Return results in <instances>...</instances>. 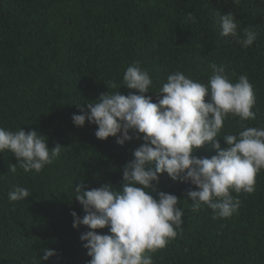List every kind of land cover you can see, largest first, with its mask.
<instances>
[{
  "label": "trees",
  "instance_id": "obj_1",
  "mask_svg": "<svg viewBox=\"0 0 264 264\" xmlns=\"http://www.w3.org/2000/svg\"><path fill=\"white\" fill-rule=\"evenodd\" d=\"M229 11L240 30L251 27L256 33L251 47L220 35L219 16ZM134 62L153 80L152 92L145 94L153 102L154 92L175 71L201 83L211 75V62L222 65L233 83L246 74L256 119L244 124L264 126V0H0V127L36 130L49 148L63 146L40 172H25L10 151L0 153V264L91 259L80 240L89 229L73 227L71 212L85 215L74 187L83 180L88 189L105 183L119 188L124 165L144 141L143 134L123 146L115 137L101 140L97 125L86 120L77 127L72 116L81 114L76 104L86 109L108 90L137 91L122 85ZM113 81L121 88H111ZM240 130L239 117L229 115L221 134ZM218 139L226 147L223 137ZM215 154L210 144L193 153ZM16 163L12 173L9 165ZM14 186L31 195L10 201ZM189 189L196 186L160 175L157 191L180 197L185 215L182 234L152 254L153 264H264V169L253 193H232L241 204L227 219L213 220L206 206L193 211ZM96 231L110 234L107 227ZM45 248L57 254L40 262Z\"/></svg>",
  "mask_w": 264,
  "mask_h": 264
},
{
  "label": "clouds",
  "instance_id": "obj_2",
  "mask_svg": "<svg viewBox=\"0 0 264 264\" xmlns=\"http://www.w3.org/2000/svg\"><path fill=\"white\" fill-rule=\"evenodd\" d=\"M189 19L195 18L189 14ZM219 24L220 35L233 37L242 48L251 47L256 40L251 27L239 29L231 11L219 16ZM208 67L212 71L206 83L182 71L168 74L166 82L154 92L153 102L152 96L145 95L152 92L153 80L139 62H134L126 68L122 85L137 91L124 95L108 90L87 103L86 109L76 104L81 114H73L74 125L82 127L86 120L97 125V138L115 137L123 146L143 134L144 141L124 165L119 188L105 183L88 189L83 180L74 187V198L85 215L81 218L73 210V227L84 225L89 229L80 236L91 257L87 264H153L152 254L182 234V199L157 191L163 173L174 181L195 185L196 189L186 194L192 210L206 206L213 220L227 219L238 212L241 201L233 192L255 191L256 176L264 169V126L244 124L256 119L253 85L246 74L233 83L222 65L211 62ZM122 85L113 81L110 87L120 89ZM229 115L239 117L242 130L221 134ZM221 136L226 147H221ZM44 137L36 130L0 127V153L10 151L25 172H40L63 150L60 144L49 148ZM205 144H210L216 154L210 158L193 155ZM17 163L10 164L9 171L15 173ZM30 195L27 188L14 186L8 198L20 201ZM105 227L110 234L96 231ZM43 252L40 262L57 254L55 249L45 248Z\"/></svg>",
  "mask_w": 264,
  "mask_h": 264
}]
</instances>
